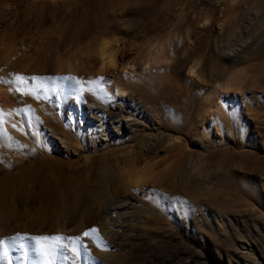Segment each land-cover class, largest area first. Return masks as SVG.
<instances>
[{"label": "rangeland", "instance_id": "rangeland-1", "mask_svg": "<svg viewBox=\"0 0 264 264\" xmlns=\"http://www.w3.org/2000/svg\"><path fill=\"white\" fill-rule=\"evenodd\" d=\"M104 40L119 62L102 77ZM0 89V264H264V0H0ZM57 97L133 126L80 134ZM110 162L102 196L131 208L100 197L84 217Z\"/></svg>", "mask_w": 264, "mask_h": 264}, {"label": "bare ground", "instance_id": "bare-ground-1", "mask_svg": "<svg viewBox=\"0 0 264 264\" xmlns=\"http://www.w3.org/2000/svg\"><path fill=\"white\" fill-rule=\"evenodd\" d=\"M232 33L238 34V31L234 28L232 30ZM239 34H240V32H239ZM116 42L117 41H115V44H117ZM110 44H111L110 41L104 40L103 44L101 45L99 52H98L101 56V59H102V68L100 69V72H99L102 77L109 72H114L116 67L118 66V62H119L118 61L119 48L117 47L118 45L116 46L114 44L115 45L114 46V45H110ZM255 45L256 44L248 45L247 46L248 52H250V50H252V49L254 50L256 48ZM163 46H164L163 49H165L166 43ZM149 64H150L149 66H152V65H160L162 63H161V61L156 60L155 62H152ZM65 71H67V72L72 71L71 64H68V66L65 68ZM65 71L63 70L62 72H65ZM60 72H61V70H60ZM191 73L194 74L193 68L191 69ZM211 76H214V74H212ZM210 80H212L211 77H210ZM231 80H233V79H231ZM233 83L234 82L229 81L228 85H227L228 88H229L230 84L232 85ZM224 86H225V84H224ZM65 87H66V90L69 94L75 92V90H76L70 82H67L65 84ZM115 88H116V92H117L118 96L122 97V96L127 95V92H126L124 85L118 83V84H116ZM113 89L111 90L110 85L105 83L101 79V82H99L97 89L95 91L97 92V94H99L100 97L108 100L109 98H112L114 95ZM2 91L3 90L0 89V97L2 96V93H3ZM57 99H58V104L56 105L55 108L59 112H62V113L65 112V118L69 122V123H67V124H69V126H74L73 120L76 118L78 119V116L80 117L81 120H84V119L86 120V121H82V122L77 123V127L79 128L80 134H84L86 131H88L89 135H90L91 131L93 130V131H95V134L98 132L99 133L104 132L105 135L108 136L109 132L115 131L118 133L117 135H120V131L122 129H130L131 130V128L133 126V123L123 120L125 117H123L121 119L122 108H120V107H117V109L114 107L108 108L107 105H102L97 100H95V99L92 100L90 98H88L86 101H84V100H72V99L68 100V101H63L60 97H57ZM132 102H133V100H132L131 96L126 98V100H125V103H132ZM5 104H6L5 98L1 97L0 98V125H2V127H6L4 125V120L10 121V117H12L10 114L11 113L10 109L4 107ZM97 122H100V125H98ZM84 128H87V130H85ZM56 130L57 129L54 127V128H51L50 131L55 132ZM59 135H60L59 137H61V138L74 137L73 134L71 135V134H68L66 132H61V134H59ZM75 142L78 143L79 140L76 138ZM140 142H143V141L139 140L138 143H140ZM136 145H138V144L135 143L134 146H136ZM134 146H132V148H134ZM112 152H113V150H108V151H105L104 153H102V155L108 157L109 155H111ZM141 156H144L142 154V152L138 153L137 151H134V149H131V150L125 152L124 155L118 154L117 157H114V159L113 158L112 159L115 161L116 160L117 161L118 160L119 161L124 160L125 162H132V161L137 162V161H139ZM112 163L113 162H110L109 169L107 168V169L103 170L104 172L102 170L99 171L96 169L97 176H98V173L100 172L99 177L94 179L95 176L92 175L93 177L86 178L84 180V181L88 180V182L84 183V187L85 186L88 187V188L86 187L85 191H84V195L86 196L87 201H88V204H87L88 209L83 210V216L84 217H86L88 215H91V216H93L95 214L98 215L99 212H95L93 209H94V206L98 203V201H99L98 199L100 197H103L107 206H109L111 208H118L119 210H125L126 208H131V206H130V205H132L131 202L126 200V199H118L117 198V199L113 200V198L111 199L108 195L103 194V196H102V193L104 192V184L102 183V181H100V179L112 178V174H114L116 172L115 166H113ZM102 173H103V175H102ZM136 176H139V175H136ZM139 177H141V176H139ZM89 179H90V181H89ZM139 180H141V179L138 178L136 182L138 183ZM100 210H101V207H100ZM127 213H126V211H122V214H127ZM67 220H68V218H67ZM67 220H63V222H62L63 230L67 228V225L69 223V222H67Z\"/></svg>", "mask_w": 264, "mask_h": 264}, {"label": "snow or ice", "instance_id": "snow-or-ice-1", "mask_svg": "<svg viewBox=\"0 0 264 264\" xmlns=\"http://www.w3.org/2000/svg\"><path fill=\"white\" fill-rule=\"evenodd\" d=\"M84 235H85V236H88L89 233H88V232H85ZM33 239H35V240H37V241H44V240H48V239H51V240H53V241H58V240L61 239V237H56V236L51 237V238H49V237H34Z\"/></svg>", "mask_w": 264, "mask_h": 264}]
</instances>
